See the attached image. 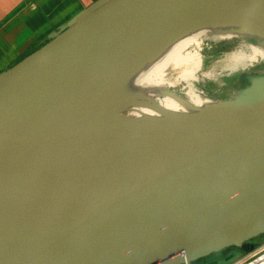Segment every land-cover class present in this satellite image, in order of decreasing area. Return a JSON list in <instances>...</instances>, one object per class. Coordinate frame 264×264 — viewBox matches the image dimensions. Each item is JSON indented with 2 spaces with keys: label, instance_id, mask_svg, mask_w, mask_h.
Wrapping results in <instances>:
<instances>
[{
  "label": "water",
  "instance_id": "obj_1",
  "mask_svg": "<svg viewBox=\"0 0 264 264\" xmlns=\"http://www.w3.org/2000/svg\"><path fill=\"white\" fill-rule=\"evenodd\" d=\"M213 1L103 0L0 75V137L27 131L102 59L128 53ZM240 3L264 17V0ZM226 101H241L231 117L102 140L95 168L0 192V264H189L264 234L220 244L264 223V81ZM140 126L118 115L81 129L110 135Z\"/></svg>",
  "mask_w": 264,
  "mask_h": 264
},
{
  "label": "bare ground",
  "instance_id": "obj_2",
  "mask_svg": "<svg viewBox=\"0 0 264 264\" xmlns=\"http://www.w3.org/2000/svg\"><path fill=\"white\" fill-rule=\"evenodd\" d=\"M240 5V0H215L203 4L184 19L171 24L163 34L149 38L124 55L115 52L73 79L45 105L48 109L27 131L0 137V192L22 182L56 183L59 179L54 176L82 174L95 168L99 153H103L102 140L109 143L115 138H130L139 131L178 128L209 120L215 122L234 115L241 101L218 107L212 104L211 110L200 109L196 99L203 97L202 93L188 90L186 100L180 101L168 93L166 85L172 86L174 82L166 75L167 71L183 73L187 67H193L197 73L202 61V47H216L221 42L239 41L235 51L226 55L225 68L229 71L242 69L240 66L251 56L264 54V17L244 10ZM138 67L145 71L140 76L144 77L128 79L131 70ZM175 81L180 80L176 78ZM153 98L158 101V108L152 106ZM126 106H130L135 119L141 122L140 127L110 135L81 129L109 121L114 113L125 110ZM49 117L50 126L39 130ZM153 120H163L164 124L148 128ZM124 157L131 159L130 151L125 152ZM263 228L264 223L220 244Z\"/></svg>",
  "mask_w": 264,
  "mask_h": 264
},
{
  "label": "rangeland",
  "instance_id": "obj_3",
  "mask_svg": "<svg viewBox=\"0 0 264 264\" xmlns=\"http://www.w3.org/2000/svg\"><path fill=\"white\" fill-rule=\"evenodd\" d=\"M238 42L239 41L235 39L229 43L221 42L217 44L216 47L213 45L203 46L201 53V66L197 73H194L193 67H187V70L179 74H176L173 71H167L168 74L166 75V78L170 79L169 81L174 82L172 86L166 85L168 93L175 94L184 101L186 100L184 97L188 90L196 93L200 92L203 97L197 96L196 100L198 107H200V109L211 110V107L213 106L212 104L218 107L223 104L232 103L233 101L226 100L233 99L235 96L242 93V91L247 93H254L257 91L264 81V54L257 57L251 56V59H248L246 64V61L244 62L245 65L243 64L240 66L242 69L245 68L244 70L239 69L234 72L225 68L227 64L226 55L231 51H235V48L238 47L235 45H238ZM244 53H247V50H245ZM144 72L145 71L142 68L138 67L131 70L130 74L127 75V78L131 80L135 79L140 77ZM207 73H209V75L208 77H205ZM143 77L144 76L139 79ZM176 78L180 81H175ZM152 106L158 108V101L154 98L152 99ZM126 107L125 110L114 113L112 118H114L115 115H121L125 118L135 119L133 116L134 114L129 110L130 106ZM263 243L264 234H261L244 242L242 244L243 249L242 247L236 248L234 246L226 247L211 252L204 257L193 259L189 264H234L242 258H245L249 252L261 246ZM234 248L235 250H233Z\"/></svg>",
  "mask_w": 264,
  "mask_h": 264
},
{
  "label": "crops",
  "instance_id": "obj_4",
  "mask_svg": "<svg viewBox=\"0 0 264 264\" xmlns=\"http://www.w3.org/2000/svg\"><path fill=\"white\" fill-rule=\"evenodd\" d=\"M103 0H0V75Z\"/></svg>",
  "mask_w": 264,
  "mask_h": 264
},
{
  "label": "built area",
  "instance_id": "obj_5",
  "mask_svg": "<svg viewBox=\"0 0 264 264\" xmlns=\"http://www.w3.org/2000/svg\"><path fill=\"white\" fill-rule=\"evenodd\" d=\"M234 264H264V243Z\"/></svg>",
  "mask_w": 264,
  "mask_h": 264
},
{
  "label": "trees",
  "instance_id": "obj_6",
  "mask_svg": "<svg viewBox=\"0 0 264 264\" xmlns=\"http://www.w3.org/2000/svg\"><path fill=\"white\" fill-rule=\"evenodd\" d=\"M233 250H235V248Z\"/></svg>",
  "mask_w": 264,
  "mask_h": 264
}]
</instances>
